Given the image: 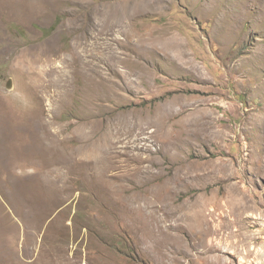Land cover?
I'll return each mask as SVG.
<instances>
[{
    "label": "rangeland",
    "instance_id": "1",
    "mask_svg": "<svg viewBox=\"0 0 264 264\" xmlns=\"http://www.w3.org/2000/svg\"><path fill=\"white\" fill-rule=\"evenodd\" d=\"M0 264H264V0H0Z\"/></svg>",
    "mask_w": 264,
    "mask_h": 264
},
{
    "label": "water",
    "instance_id": "2",
    "mask_svg": "<svg viewBox=\"0 0 264 264\" xmlns=\"http://www.w3.org/2000/svg\"><path fill=\"white\" fill-rule=\"evenodd\" d=\"M9 87H11V83L8 84V87L7 88H9Z\"/></svg>",
    "mask_w": 264,
    "mask_h": 264
},
{
    "label": "bare ground",
    "instance_id": "3",
    "mask_svg": "<svg viewBox=\"0 0 264 264\" xmlns=\"http://www.w3.org/2000/svg\"><path fill=\"white\" fill-rule=\"evenodd\" d=\"M32 1V0H31ZM34 11V10H33Z\"/></svg>",
    "mask_w": 264,
    "mask_h": 264
}]
</instances>
